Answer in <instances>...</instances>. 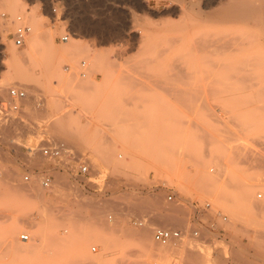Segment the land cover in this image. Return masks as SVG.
Returning a JSON list of instances; mask_svg holds the SVG:
<instances>
[{"label":"rangeland","instance_id":"obj_1","mask_svg":"<svg viewBox=\"0 0 264 264\" xmlns=\"http://www.w3.org/2000/svg\"><path fill=\"white\" fill-rule=\"evenodd\" d=\"M229 1L0 0V101L27 92L0 127V264H155L157 227L185 234L164 264H264V12Z\"/></svg>","mask_w":264,"mask_h":264},{"label":"built area","instance_id":"obj_2","mask_svg":"<svg viewBox=\"0 0 264 264\" xmlns=\"http://www.w3.org/2000/svg\"><path fill=\"white\" fill-rule=\"evenodd\" d=\"M56 11V10H55ZM6 14H3L5 16ZM16 27L14 29L13 41L14 44L18 47H23L26 43L27 36L32 32V26L25 21L22 16H17L15 18ZM70 35L67 34L62 37V40L68 41ZM27 97V92L18 87H12L9 89V95L6 99L0 101V127L13 120L17 119L18 113L21 109L20 102ZM41 153L50 159H55L62 161L63 158L68 153L67 145L64 142H48L44 145H38ZM29 150H33V148H28ZM90 172V165L88 163H82L79 166L78 174L88 175ZM26 179H29V176H26ZM52 177L46 176L42 179V185L46 188L52 185ZM259 197H262L260 194ZM174 195H169V200H172ZM203 210L211 209V204L207 203ZM228 217L223 216V220L227 221ZM142 224V222H141ZM211 227L213 230H218L219 226L213 222L211 223ZM194 236H199V231L193 232ZM154 240L164 246L178 244L180 243L185 234L181 229L177 228H166V227H157L153 233ZM21 238L24 241H28L30 239L29 234H22ZM93 251H96V248H93ZM170 264H181L180 260L174 259Z\"/></svg>","mask_w":264,"mask_h":264},{"label":"bare ground","instance_id":"obj_3","mask_svg":"<svg viewBox=\"0 0 264 264\" xmlns=\"http://www.w3.org/2000/svg\"><path fill=\"white\" fill-rule=\"evenodd\" d=\"M7 3H8V8H10V10L12 11V12H14V11H21V8L16 4V3H14V2H8L7 1ZM226 7V11L223 13V15L225 16V17H228V18H230V19H239V18H242V17H245V18H249L250 16H252L254 13H256V12H264V0H234V1H229V3H225L224 4ZM195 19V18H194ZM193 20V19H192ZM188 21H191V19H189ZM192 23H193V21H192ZM2 24V23H1ZM187 28V31L189 32V31H191V25H188V27H186ZM195 31V30H194ZM37 37L38 36H36V38H35V35H34V38H35V40H33V41H31V43L33 44L34 42H36L37 40ZM193 37H194V35L192 36V38H191V40L193 39ZM186 38V37H185ZM189 40L190 39H188V42H189ZM217 40H219V39H217ZM195 41V40H194ZM187 42V41H186ZM221 42V41H220ZM242 41H240V42H238V43H241ZM191 43H195V44H198V43H196V41L195 42H193V41H191ZM191 43H190V45H191ZM237 44V43H236ZM242 44V43H241ZM240 44V45H241ZM190 45H189V47H190ZM192 47H194L193 45H191ZM196 46H199V45H196ZM196 46L194 47V48H192L191 50H192V52H197L196 50L198 49V48H196ZM196 48V49H195ZM195 49V50H194ZM215 49H217V48H215ZM236 49H238V47L236 48ZM199 50V49H198ZM191 52V54L192 55H194V53H192ZM211 52H215V51H212L211 50ZM210 52V53H211ZM217 52V51H216ZM198 53V52H197ZM211 54H213V53H211ZM199 55H200V53H199ZM198 56V55H197ZM200 56H202V55H200ZM192 57V56H191ZM197 58V57H196ZM200 58V57H199ZM201 59V58H200ZM197 60H199V59H197ZM201 61V60H200ZM11 75L12 74H9L8 76H7V78H6V80H7V82L8 81H10V79H12L11 78ZM32 100V99H31ZM247 188V187H246ZM30 191H33L34 189L33 188H30L29 189ZM247 189H243L242 188V193H241V195L242 196H246V194H247ZM140 207H142V206H140ZM167 220V219H166ZM144 224V222H142V225ZM149 230H150V228H144L143 230H142V232L141 233H138L137 234V237H138V239H139V242H140V244H142L143 246H147V247H149L148 245V243L146 242V239L148 238V234H149ZM30 236V235H29ZM21 240L23 241V242H26V243H28V241H24L22 238H21ZM183 241V240H182ZM188 244V243H187ZM181 245V244H180ZM169 246H176V248L174 247H172V248H169L170 249V251H173L174 253H179L180 251H185V245H184V247H177V245H168V246H166V247H169ZM165 247V248H166ZM33 247H32V245L29 243V244H27L26 245V247L24 248V249H22V251H24V252H26V253H28L31 249H32ZM151 248H153V247H151ZM164 248V247H163ZM163 248L161 249V250H163ZM164 248V249H165ZM168 249V250H169ZM172 249V250H171ZM168 250H164V252L162 251V252H157L158 253V257H157V259H156V263L155 264H164V258H165V256H166V253L168 252ZM188 250H187V248H186V252H187ZM189 252V251H188ZM169 253V252H168ZM30 255V254H29Z\"/></svg>","mask_w":264,"mask_h":264},{"label":"crops","instance_id":"obj_4","mask_svg":"<svg viewBox=\"0 0 264 264\" xmlns=\"http://www.w3.org/2000/svg\"><path fill=\"white\" fill-rule=\"evenodd\" d=\"M28 149L27 148H23V152L27 151ZM13 153H15L14 151H11Z\"/></svg>","mask_w":264,"mask_h":264}]
</instances>
